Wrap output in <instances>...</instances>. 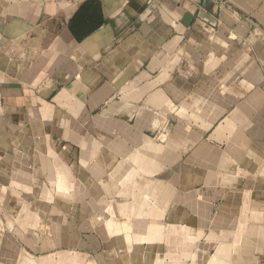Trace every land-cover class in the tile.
Segmentation results:
<instances>
[{
    "label": "crops",
    "instance_id": "1",
    "mask_svg": "<svg viewBox=\"0 0 264 264\" xmlns=\"http://www.w3.org/2000/svg\"><path fill=\"white\" fill-rule=\"evenodd\" d=\"M0 224V264H264V0H0Z\"/></svg>",
    "mask_w": 264,
    "mask_h": 264
},
{
    "label": "rangeland",
    "instance_id": "2",
    "mask_svg": "<svg viewBox=\"0 0 264 264\" xmlns=\"http://www.w3.org/2000/svg\"><path fill=\"white\" fill-rule=\"evenodd\" d=\"M155 138H156V139H159V136H158V134H156V135H155ZM7 223H8V222H7ZM1 224H2V222H1ZM1 224H0V228L2 227V225H1ZM7 227H9V226L7 225Z\"/></svg>",
    "mask_w": 264,
    "mask_h": 264
}]
</instances>
